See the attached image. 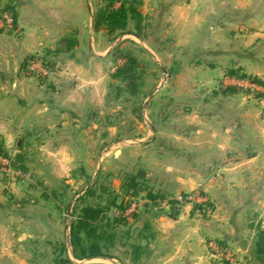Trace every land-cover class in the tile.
<instances>
[{"label":"crops","instance_id":"crops-1","mask_svg":"<svg viewBox=\"0 0 264 264\" xmlns=\"http://www.w3.org/2000/svg\"><path fill=\"white\" fill-rule=\"evenodd\" d=\"M7 1L0 9L10 7L17 34L0 29V148L22 154L17 169L53 184H84L103 173L137 177L145 210L129 229H151L149 264H204L202 236L254 264L253 239L264 231V93L252 97L249 83H264V0H141L142 38L117 39L94 30L91 0ZM66 40L74 46L55 54ZM123 40L140 45L136 51L168 80L162 87L150 82L146 135L115 140L117 126L107 124L95 154L89 112L110 105L109 93L120 86L112 79L120 65L112 64ZM41 54L55 66L32 78L25 63ZM227 88L235 91L225 95ZM3 184L0 211L22 216L8 200L23 205L27 187ZM197 190L208 217L196 205L177 204ZM146 191L161 197L157 206ZM124 198L117 196L126 204L116 212L128 209Z\"/></svg>","mask_w":264,"mask_h":264},{"label":"rangeland","instance_id":"rangeland-1","mask_svg":"<svg viewBox=\"0 0 264 264\" xmlns=\"http://www.w3.org/2000/svg\"><path fill=\"white\" fill-rule=\"evenodd\" d=\"M98 1L99 0H91L93 11L97 7ZM2 32L5 31L2 30ZM9 34L15 35L17 32ZM117 45H120V49L122 50L130 49L134 55L137 56L141 66L142 76L139 82L142 88L136 99H129V96L123 93L119 100L111 102L105 109L92 108L90 110V119L97 126V129H93L91 126L90 130H88L90 148L95 154L99 151V146L101 145L97 133H102L105 128L104 126L107 124H116L117 132L115 134V140H124L125 142H129L130 140L136 141L146 135L149 116L146 111L147 102L145 100L146 97L152 93L151 90L154 87L151 86L150 82L152 83L155 81L162 87L168 80V75L163 74L159 69L153 66L151 60L142 52L136 51L141 49L140 45H138V48H135V45L131 44L128 40L120 41ZM35 60L41 63V69H44L46 72L47 67H52L51 63H54L55 66L53 57L48 54H41L33 58L31 62ZM30 63L28 62L27 67H29ZM57 64L59 65V63ZM122 64L123 61L121 59L114 60L113 58L112 68ZM34 73H30L32 78L35 77L33 75L44 76V73ZM114 85L119 84L115 81ZM149 87H152L151 90H149ZM249 87H252L255 91L250 93L252 97L257 94L256 92L264 93V83L260 86L251 82L249 83ZM115 88L116 86L113 90ZM263 110L264 107L261 109L260 119L264 124ZM111 140L113 141V139ZM21 172L23 173L22 178L14 182L4 181L5 184H3L9 189L11 185L17 183L23 185L25 188L27 187L28 191H25L27 195L22 203L23 205L15 207L16 202L14 203L11 198L8 200L10 209L14 208L16 211L21 212L22 216L14 211L13 213L10 211L9 214H4V212L0 211V264H61L64 256L61 253L62 247L65 248V255L67 254L74 264H121L117 260V257L123 256L125 248H123L122 245L129 243L126 236L124 239L122 238L115 243L113 257L105 259L96 258L76 261L72 258L71 247L69 245V226L79 212V207L75 208V206L80 205L78 199L83 196V189L88 185L91 187L97 179L98 183L94 186L96 190L95 198H90L88 200L94 207L100 205L104 206L108 201L117 198V196H122L124 198V180L119 174L103 173L101 176L96 175L95 179L91 181H85L84 184L80 182L74 183V181H72L74 184H72L71 181L70 184H66L64 181L53 184L50 181L45 182L40 180L37 174L33 172H26L24 170H21ZM126 201L136 206L128 216L122 218L127 222V224L123 226L124 229H116V231L119 232L118 234L121 237H124L122 235L123 232H128L130 238L136 236L139 240L141 249L138 253V258H135L133 255H126V257H123L124 264H149L151 261V259H149L151 253L146 246L147 243L150 242L149 236L151 234V229H129L130 225H133L135 222L133 215H138L136 213L145 210L143 205L144 198L138 195L133 198L128 197ZM125 204L124 200L123 205L125 206ZM115 210L120 209L117 207H110L109 211L106 213V217H108L110 223H112L116 213H118V211L116 212ZM153 210L156 211L158 208L155 207ZM200 214L202 217H208L210 215L209 208L207 207L202 210ZM72 215H74V218ZM163 230L169 231L170 229ZM165 241L166 240H164V242ZM253 241L254 245L253 249H251L253 262L254 264H262L264 263V245L261 247L263 252L258 256V259L261 261H258L254 255L257 242L259 241V234L256 235V239H253ZM223 243L222 240H215V238L201 237L202 251L205 254L204 257L207 258L204 264H230L227 258L237 261L236 264H247L246 260H242L241 258L244 254H239L240 252L233 250L232 246L229 248ZM103 244L106 245L108 243ZM238 255L240 259L237 257ZM170 262L174 263L173 261Z\"/></svg>","mask_w":264,"mask_h":264},{"label":"trees","instance_id":"trees-1","mask_svg":"<svg viewBox=\"0 0 264 264\" xmlns=\"http://www.w3.org/2000/svg\"><path fill=\"white\" fill-rule=\"evenodd\" d=\"M140 7L141 0H99L97 7L92 13L93 28L95 31H106L113 39H117L124 35H133L137 38H142L146 26L144 25V18L141 15ZM3 9L11 11L8 6H5ZM73 46L74 42L66 40L63 42V47L57 50L55 54L69 47L72 48ZM113 56L115 59H121L123 61V64L120 65L112 75V79L119 85L121 84L122 87L117 86L114 90L112 89L108 96L110 101L119 100L123 93L127 94L129 99H136L142 88L139 82L142 76L141 66L137 56H135L130 49H120V45H117L113 49ZM31 60H33V58L26 61V67ZM51 65L53 67L54 63H51ZM170 75L169 73V76ZM239 78H243V76H239ZM251 81L257 82L254 79ZM234 91L235 89L227 88L224 89L222 93L226 95ZM0 154L7 155L1 148ZM13 165L17 168L16 164L13 163ZM137 179V177L125 178L124 195L136 197L139 192L145 191L143 186L138 183ZM97 183L96 179L83 196L78 199L80 205L75 206V208L79 207V212L75 218L74 215H72L74 219L69 226V245L71 247L72 258L76 261L111 258L113 257L115 243L122 238L124 239L125 236L128 238L129 243L122 245L125 251L122 257H117V260L121 264H124L123 257H126V255H133L135 258H138L141 247L137 244L136 236L130 238L128 232H123L122 235L124 237H121L118 234L119 232L116 231V229L125 226L127 222L122 218H114L112 223H110L108 217H106V213L109 211L110 207L124 209L125 206L123 202H117V198H114L108 201L104 206L100 205L94 207L89 203L88 200L90 198H95L96 190L94 186H96ZM145 196L153 206H157L158 200L161 199L158 194L152 191H146ZM196 208L199 209L200 207L196 206ZM263 240L264 231L259 234L256 252H254L257 259L263 252L261 248L264 245ZM103 243L108 244L104 245ZM61 253L64 255L61 264H74L68 255H65V248L62 247ZM259 260L260 259H258V261Z\"/></svg>","mask_w":264,"mask_h":264},{"label":"built area","instance_id":"built-area-1","mask_svg":"<svg viewBox=\"0 0 264 264\" xmlns=\"http://www.w3.org/2000/svg\"><path fill=\"white\" fill-rule=\"evenodd\" d=\"M0 29H2L5 32L9 33H16L15 28V18L11 11L4 10L3 8L0 9ZM45 67V66H44ZM29 71L31 73L34 72H40L44 73V76L47 74L46 71L42 68V65L38 61H33L29 65ZM35 74V73H34ZM263 119H264V110H263ZM13 160L8 155H2L0 154V179L3 181H10L14 182L20 178L23 177V173L17 169L13 165ZM192 204L200 207V210H204L207 208V199L203 192V190H197L192 193H188L185 195H182L177 198V204L183 205V204ZM135 204H130L128 209H126L123 213L118 212L117 214H123L124 216H128L130 212L133 211L135 208ZM229 260L230 264H236L237 261Z\"/></svg>","mask_w":264,"mask_h":264},{"label":"water","instance_id":"water-1","mask_svg":"<svg viewBox=\"0 0 264 264\" xmlns=\"http://www.w3.org/2000/svg\"><path fill=\"white\" fill-rule=\"evenodd\" d=\"M7 2H8L9 5H12L14 0H8ZM17 146L20 147V141L18 142ZM9 157L12 158L14 163L19 164L21 162L23 156H22L21 153L10 152L9 153Z\"/></svg>","mask_w":264,"mask_h":264}]
</instances>
